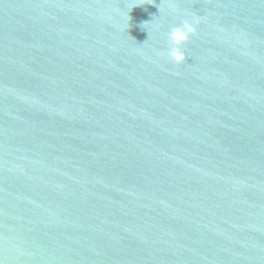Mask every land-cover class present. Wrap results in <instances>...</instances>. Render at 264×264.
<instances>
[{
    "label": "water",
    "instance_id": "95a60500",
    "mask_svg": "<svg viewBox=\"0 0 264 264\" xmlns=\"http://www.w3.org/2000/svg\"><path fill=\"white\" fill-rule=\"evenodd\" d=\"M0 264H264V0H0Z\"/></svg>",
    "mask_w": 264,
    "mask_h": 264
},
{
    "label": "clouds",
    "instance_id": "9594fccd",
    "mask_svg": "<svg viewBox=\"0 0 264 264\" xmlns=\"http://www.w3.org/2000/svg\"><path fill=\"white\" fill-rule=\"evenodd\" d=\"M200 23L199 17L193 16L191 19H184L180 24L170 28L167 33L169 46L168 57L175 63H182L186 59L183 45L196 32V26Z\"/></svg>",
    "mask_w": 264,
    "mask_h": 264
}]
</instances>
